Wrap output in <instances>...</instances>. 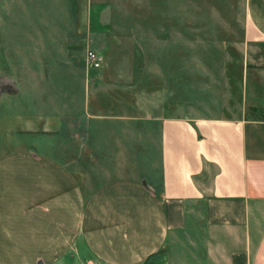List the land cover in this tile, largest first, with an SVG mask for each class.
I'll use <instances>...</instances> for the list:
<instances>
[{"label":"crops","instance_id":"0c3cea01","mask_svg":"<svg viewBox=\"0 0 264 264\" xmlns=\"http://www.w3.org/2000/svg\"><path fill=\"white\" fill-rule=\"evenodd\" d=\"M110 1L0 0L23 25L0 39L24 50L7 61L0 264H264V0H139L135 33L108 26ZM177 26L222 53L236 34L239 73L219 52L209 91ZM133 36L139 57H117Z\"/></svg>","mask_w":264,"mask_h":264},{"label":"rangeland","instance_id":"374dc122","mask_svg":"<svg viewBox=\"0 0 264 264\" xmlns=\"http://www.w3.org/2000/svg\"><path fill=\"white\" fill-rule=\"evenodd\" d=\"M181 1V0H177V3ZM213 1V0H212ZM209 1L206 2V9L208 11H214L217 10L216 4L214 2ZM19 3L18 2H11V3H7L4 6V11L5 14H7L6 18L3 17V15H0L2 22H0V31L2 32L3 27L4 29L6 28L7 31L12 30V34H16L15 30L19 27H22V18L19 17V11L17 10ZM138 5H141V2L139 0H112L106 3V9L107 11L111 12V24L108 26L113 27V29H119L122 28V26L126 27L128 26V28L131 30V32L135 33V25H136V21L138 20L137 17H123L122 15L131 12L133 15L135 14V11H137ZM8 6V7H7ZM237 6V0H225V12L227 11H233L236 9ZM179 7L177 6V10ZM182 9V7L180 8ZM17 10V11H16ZM232 13V12H231ZM4 14V15H5ZM0 19V21H1ZM150 20V19H148ZM165 20V19H164ZM182 21V20H181ZM193 29L197 30V27H193ZM22 30V29H21ZM214 30V29H213ZM10 35H12L11 33H9ZM177 39H179L180 41L186 40V43L190 42L192 43V49L190 51H187V49L184 51H181V55L184 56H190L191 60H192V73L196 74V75H205L207 74V77L209 79V82H207L208 86H209V91L210 90H214V86L216 84V82H214L215 78L214 75L216 74V58L219 57V52L220 54L223 56L224 54V76H226L227 74L231 73L234 76L237 75L239 73V69H238V60L240 59V51L237 50V46H232V42H234V40L237 41V37L236 34H227L225 33L223 35V39H224V50L222 53V50H215V49H211V48H215V47H219V42H217V40L219 41V39H217V35L215 34H205V33H193L191 35L186 34L183 35V33L178 30V26H177ZM1 37L8 38L10 39L11 37L6 34H0ZM117 38H118V34H117ZM134 36L133 38H130L131 41L125 43L120 44H116V53H117V57L122 56L120 55L119 52V47L120 49L122 48V53L123 51L125 52L126 55V50L124 48H126V46L128 48H130L129 50V60L132 58L134 60V58L139 57L140 51L137 49V43H135L134 41ZM118 42V41H117ZM17 42L12 41L7 43H4V40L1 38L0 39V143L3 140V136L5 133V130L8 128V119H7V93L9 94H15L16 91L11 92L9 89V86L12 87L13 89H17L14 85L15 82H13V80L9 79L8 77V69L9 67L7 66V61L8 59L11 58H23L24 57V50L22 49H9L6 48V46H11L14 48H19L17 44H15ZM14 44V45H13ZM137 49V50H136ZM114 57V54L112 55ZM123 57V56H122ZM234 65V66H233ZM132 68V73H136V70L138 69L139 74L141 73H146L145 70H150L151 67H146V66H139V67H135V65H133L132 67H130V69ZM143 69V71H142ZM130 74V73H129ZM228 76V75H227ZM19 78H17V85L20 83L19 82ZM194 80V79H193ZM34 82V81H33ZM39 82V81H37ZM35 82V83H37ZM130 84H133V86H135L136 82L135 81H129ZM196 83V81H193V84ZM32 84V83H31ZM231 84V83H229ZM212 86V88H211ZM195 89H193V91H195ZM212 90V91H213ZM208 91V94H209ZM214 92V91H213ZM9 96V95H8ZM15 128L17 126H14ZM17 131V130H15ZM261 211L264 210V206H260ZM261 214V212L257 211V217H263Z\"/></svg>","mask_w":264,"mask_h":264},{"label":"built area","instance_id":"2783aa9c","mask_svg":"<svg viewBox=\"0 0 264 264\" xmlns=\"http://www.w3.org/2000/svg\"><path fill=\"white\" fill-rule=\"evenodd\" d=\"M103 62V56L95 50L87 49L85 52V64L88 68H99Z\"/></svg>","mask_w":264,"mask_h":264}]
</instances>
